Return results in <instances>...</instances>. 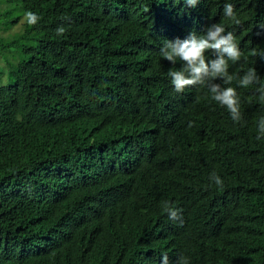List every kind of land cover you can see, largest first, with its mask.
Wrapping results in <instances>:
<instances>
[{
	"label": "trees",
	"instance_id": "obj_1",
	"mask_svg": "<svg viewBox=\"0 0 264 264\" xmlns=\"http://www.w3.org/2000/svg\"><path fill=\"white\" fill-rule=\"evenodd\" d=\"M218 23L242 55L210 83L236 89L239 122L207 84L176 92L182 62L159 54ZM261 24L264 0H0V55H17L0 73V264H264V101L238 83L264 80Z\"/></svg>",
	"mask_w": 264,
	"mask_h": 264
},
{
	"label": "clouds",
	"instance_id": "obj_2",
	"mask_svg": "<svg viewBox=\"0 0 264 264\" xmlns=\"http://www.w3.org/2000/svg\"><path fill=\"white\" fill-rule=\"evenodd\" d=\"M199 0H184L189 7H195ZM224 17L232 20L235 24H240V20L234 11L231 3H225L223 8ZM25 19L30 25H34L38 17L32 13H25ZM259 27L264 29V24ZM64 28L57 29V35H62ZM163 46L159 49L160 56L171 62L173 65L179 60L182 66L178 70L170 69L167 73L171 84L176 92H183L185 88L195 85H205L209 87L211 98L220 106L225 107L231 115L233 121L239 122L241 119L239 98L237 91L233 87H221L219 84H212L211 81L221 79L224 84H230L234 77L228 74V61L237 62L241 58V50L235 42L232 32H225L221 23L213 24L207 28L206 33L197 36L193 31L187 39L181 41L177 39L174 43L168 40L163 41ZM211 51L216 54L215 59L206 57V52ZM255 54V53H254ZM239 86L246 88L250 85H257L256 91L259 99L264 101V80H262L254 68H249L242 77L239 78ZM258 130L264 136V117H261ZM260 139V136H257ZM210 179L214 180L217 186H222L223 181L213 173ZM164 210L171 219L178 218V210L171 207L168 202H164ZM162 264H168V257H162ZM177 264H187L181 257Z\"/></svg>",
	"mask_w": 264,
	"mask_h": 264
},
{
	"label": "rangeland",
	"instance_id": "obj_3",
	"mask_svg": "<svg viewBox=\"0 0 264 264\" xmlns=\"http://www.w3.org/2000/svg\"><path fill=\"white\" fill-rule=\"evenodd\" d=\"M10 6V5H9ZM9 6H4L5 7V14L8 15V17L12 16L10 14V12L8 11ZM4 9V8H3ZM3 11V10H2ZM25 18V16H24ZM24 18L21 19V21L19 22V24L16 27L11 28V31L9 33V35L7 36L8 38H11L10 35H14V34H18L19 32L22 31V24L24 22ZM1 28V27H0ZM6 35V32H0V38H4V36ZM6 57H4L3 55H0V73L3 74L4 77V81L2 82V84H6L7 83V75L10 72V68H9V64H13L16 63L17 60L15 59L17 57V55H15V53L13 51H11L8 54H5Z\"/></svg>",
	"mask_w": 264,
	"mask_h": 264
}]
</instances>
